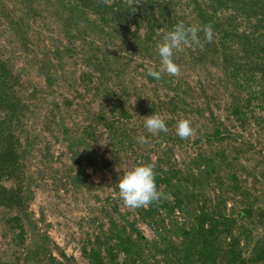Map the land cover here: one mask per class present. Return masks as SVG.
<instances>
[{"label":"rangeland","instance_id":"obj_1","mask_svg":"<svg viewBox=\"0 0 264 264\" xmlns=\"http://www.w3.org/2000/svg\"><path fill=\"white\" fill-rule=\"evenodd\" d=\"M69 5L68 0H0V57L18 75L25 105L15 130L22 171L19 178L0 182L24 200L20 208H0V264H44L61 253L72 257L73 264H88L81 247H90L95 234L111 231L109 217L119 228L129 230L133 223L149 242L142 260L130 264H169L162 250L168 241L182 239L180 229L192 223L199 208L216 219L235 218L231 234L221 236L223 245L234 240L243 264H264V75L256 68L264 60L258 47L264 23L244 14L224 22L229 31H255L251 42L260 43L251 45V69L239 58L243 52L236 39L209 43L201 31L199 44L189 43L175 53L179 74L164 73L163 82L145 71L160 68L156 49L162 36L150 43L151 55L143 61L137 46L108 36L102 30L107 26L91 13ZM169 5L168 13L160 12L159 4L151 10L154 38L165 35L173 19L187 26H211L215 33L218 18L227 20L232 13L219 7L201 22L192 0ZM138 35L143 36L142 29ZM94 56L110 61L104 72L111 89L80 98L76 91L84 94L85 83L79 78L96 74L88 64ZM48 75L58 80L49 85ZM121 88L132 123H121L109 139L102 135L91 141L84 127L92 113L106 109L104 94L113 98L112 92L119 94ZM153 112L165 119L167 133L153 134L143 127L144 117ZM180 119L190 120L194 129L186 140L176 135ZM101 126H96L98 132ZM207 134L218 138L206 139ZM140 136L147 143H139ZM137 163L153 166L155 178L164 180L157 189L173 207L160 209L153 220L141 219L139 208L126 207L118 195L119 176ZM14 215L23 223L22 237L6 223Z\"/></svg>","mask_w":264,"mask_h":264},{"label":"trees","instance_id":"obj_2","mask_svg":"<svg viewBox=\"0 0 264 264\" xmlns=\"http://www.w3.org/2000/svg\"><path fill=\"white\" fill-rule=\"evenodd\" d=\"M68 1L71 4L69 6L72 7L73 5L74 9L81 8L87 10L99 23L107 26L108 29L103 28L102 30H106L108 36L120 38L124 43L128 41V44L137 46L136 50L142 55L141 59L144 61L151 55L150 43H155L158 38L164 36V32H161L155 35L156 38L153 37L157 26L152 22L151 10L159 4L161 5L160 12L168 13L167 11H170L169 4L172 0ZM192 1L198 5L197 15L201 22H206L211 18V15H215L219 7L232 11L228 16H225L227 20H223L224 16L223 18H218L215 23L217 31L213 33L212 41L215 39L222 41L223 37H229L232 41L236 39V42L240 45V52H243L239 58L244 59L243 61L246 62L244 66L248 70L251 69L248 58L252 47L254 48L260 43V41L256 40L251 42L256 36L255 31L251 33H247V31L238 32L237 30L229 31L227 28L225 29L224 22L231 23L230 21H234L238 15L244 14L247 17L254 16L258 18V22L264 23V0H207L209 3H206V0H202L203 2L199 0ZM208 9L212 13H209ZM172 12H169V15ZM178 22V19H173L169 23L171 26L169 27L172 29ZM255 27L256 25H253V29ZM257 27L261 28L260 24H257ZM141 29L143 30V36L138 35ZM261 36H264V33H260ZM214 47H217L215 43ZM258 47L262 48L260 52L264 53V40L261 41ZM218 50V48H215L213 53H218ZM117 52L122 54V56L125 54L122 53V50ZM224 54H227V52L225 51ZM123 57L128 59L130 56L124 55ZM8 64V60L0 57V182L2 179L19 178L18 173L22 171L19 136H17L15 130L21 118L25 116V105L22 103L18 88L19 77ZM88 64L92 66L91 69L97 75L84 73L85 76L79 78L81 83H85L84 94L76 91V94L80 98H83L85 94L91 93L94 95L98 90L109 91L111 89V86L108 85V81L111 78L104 72V69L110 66V61L94 56L90 62L88 61ZM256 68L264 75L263 59L259 63H256ZM145 71L148 72V69H145ZM147 76H149L148 73ZM57 78L48 75L47 83L52 85L55 80H58ZM161 80L165 82L162 78ZM122 92H125L122 88L119 90V94L112 92L113 98L108 97L106 93L104 94L107 100L106 109L104 107L100 109L102 114L92 113L91 121H89L87 127H84V131H86L91 141L97 142V136L102 135H105L109 139L112 135L119 132L120 127H122L121 123L128 121H130L128 124L132 123V120H130L132 118L131 107H124L126 102L120 97ZM172 101H175L174 97ZM76 106L78 108V104ZM103 108L106 112L103 111ZM90 112H92L91 109ZM98 124H101L103 128L99 132L96 130ZM217 136L218 134H207L205 138H218ZM117 150L118 148H115L114 153ZM162 181L164 180L156 178V185L158 186V183ZM23 200V195H20L15 188H6L0 184V208H20ZM172 208L171 202L162 197L148 206L140 207L137 210V214L141 219L153 220L155 216H160L162 213L159 211L160 209L171 210ZM250 208L251 206L243 210L247 213L251 210ZM199 210L200 214L194 217L192 223L186 228L180 229V237L182 239L179 242L168 241L167 247L162 250L169 264H243L245 260L241 256V250L237 248V242L233 240L223 245L221 241L222 235L231 234L236 226V219L228 217L216 219L207 210L204 211L202 208H199ZM109 221L110 227H113L111 231L95 234L94 241H92L90 247L84 245L81 247V251L87 258L88 264H130L141 261L144 256L142 253L144 245L149 244L147 239L134 227L133 223L129 225L130 228L127 230L126 226L117 227L114 218L109 217ZM6 223L12 229H16L17 227L20 231L19 237H22L24 228L19 216L14 215L9 217ZM16 237L17 235L13 240H16ZM222 247H226V249L223 250ZM121 254L122 259H119V255ZM28 255V253H24L23 256L26 257ZM72 260V257L61 253L59 257L50 255L44 264H73Z\"/></svg>","mask_w":264,"mask_h":264},{"label":"clouds","instance_id":"obj_3","mask_svg":"<svg viewBox=\"0 0 264 264\" xmlns=\"http://www.w3.org/2000/svg\"><path fill=\"white\" fill-rule=\"evenodd\" d=\"M201 31L205 33V39L210 43L213 35L211 26H187L184 22L176 23L157 44L159 70H149L148 75L155 80H160L164 73L178 75L179 66L174 62L175 53L189 43L199 44ZM143 127L153 134L168 131L165 119L155 112L144 117ZM175 131L181 140H186L194 134L191 121L188 119L178 120ZM137 140L141 144L147 143L144 136L138 137ZM117 187L119 198L131 209L148 206L163 197L157 189L154 168L150 164L137 163L135 167L119 176Z\"/></svg>","mask_w":264,"mask_h":264}]
</instances>
